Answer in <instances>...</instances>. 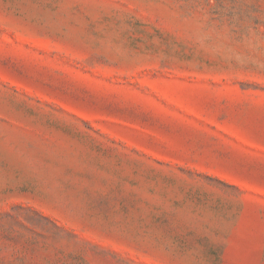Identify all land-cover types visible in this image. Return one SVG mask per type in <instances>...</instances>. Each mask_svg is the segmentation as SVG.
I'll use <instances>...</instances> for the list:
<instances>
[{
    "label": "rangeland",
    "instance_id": "374dc122",
    "mask_svg": "<svg viewBox=\"0 0 264 264\" xmlns=\"http://www.w3.org/2000/svg\"><path fill=\"white\" fill-rule=\"evenodd\" d=\"M0 264H264V0H0Z\"/></svg>",
    "mask_w": 264,
    "mask_h": 264
}]
</instances>
